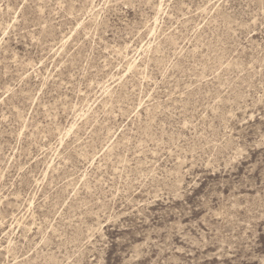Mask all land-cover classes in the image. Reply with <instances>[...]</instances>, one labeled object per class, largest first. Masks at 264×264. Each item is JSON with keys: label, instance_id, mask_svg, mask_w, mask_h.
<instances>
[{"label": "rangeland", "instance_id": "rangeland-1", "mask_svg": "<svg viewBox=\"0 0 264 264\" xmlns=\"http://www.w3.org/2000/svg\"><path fill=\"white\" fill-rule=\"evenodd\" d=\"M0 264H264V0H0Z\"/></svg>", "mask_w": 264, "mask_h": 264}]
</instances>
